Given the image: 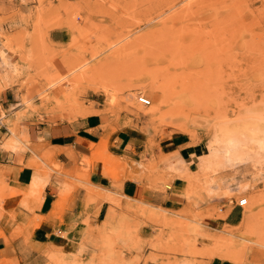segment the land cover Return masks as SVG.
Returning <instances> with one entry per match:
<instances>
[{"label": "rangeland", "instance_id": "374dc122", "mask_svg": "<svg viewBox=\"0 0 264 264\" xmlns=\"http://www.w3.org/2000/svg\"><path fill=\"white\" fill-rule=\"evenodd\" d=\"M22 3L24 10L0 17V39L15 58L7 63L9 81L20 89L63 83L80 116L103 122L98 142L74 167L38 155L37 169L60 173L66 191L88 190L85 218L48 233L35 247L39 264H264V0ZM54 28L64 30L63 42L50 41ZM25 104L27 112L15 117L0 106L5 148L18 147L19 123L39 113ZM122 131L133 135V146L116 147ZM175 136L193 163L177 165L167 145ZM99 179L113 187L135 180L163 197L182 179L184 204L162 208L103 195ZM242 197L243 207L230 203ZM104 199L106 218L91 222ZM38 225L32 219L14 231ZM67 244L75 251L66 253ZM0 264H20L11 240Z\"/></svg>", "mask_w": 264, "mask_h": 264}, {"label": "crops", "instance_id": "0c3cea01", "mask_svg": "<svg viewBox=\"0 0 264 264\" xmlns=\"http://www.w3.org/2000/svg\"><path fill=\"white\" fill-rule=\"evenodd\" d=\"M24 1L29 0H0V17L8 16L19 8L24 10L27 5L22 3ZM2 28L7 29V24H2ZM64 38L63 29L54 28L49 33L52 42L61 43ZM14 59L13 54L4 49L3 40L0 39V106L7 111L13 109V117L27 112L25 103H31L33 110L39 113L19 123L20 139L15 149L4 147L6 139L3 135L9 132L0 121V226L3 231L0 235V249L6 247V239L11 240L20 264H39L40 252L35 247L47 241L48 233L56 227L62 231L69 227L67 223H79L85 218L84 206L88 190L79 187L75 188L74 193L69 191L71 189L66 191L62 187L60 173L50 169H37L38 155H43L45 159L47 157V160L50 157V161L60 166L74 167L77 161H82L89 155L91 145L98 142L101 133L99 126L103 122L100 115L80 116L76 108L65 101L67 90L63 83L48 89H43L37 83L20 89L17 81L10 82L7 63ZM27 139L29 145L25 143ZM167 145L172 146L173 149L169 152L174 153L173 159L177 161V165L183 167L194 162L189 159L190 150L180 136H175ZM131 146L132 134L122 131L116 136L117 148L126 149ZM92 153L93 151L91 156ZM34 181L37 182L36 185ZM103 182L105 180L99 179L96 184L103 195L106 191L114 192L124 200L142 201L162 208H176L184 204L182 179L172 181V187L165 191V197L161 192L148 191L142 183L135 180H125L119 187L105 185ZM58 200L65 207L62 212ZM57 207L59 209L55 212ZM108 207V201L102 200L97 212L89 218L91 222L103 221ZM32 219L39 225L30 233L26 234L25 230L15 233V226ZM61 221L64 224L58 226ZM27 236L33 238L35 245L25 244ZM61 247L66 253H72L76 248L72 244ZM208 264H222V261L213 258Z\"/></svg>", "mask_w": 264, "mask_h": 264}, {"label": "bare ground", "instance_id": "6f19581e", "mask_svg": "<svg viewBox=\"0 0 264 264\" xmlns=\"http://www.w3.org/2000/svg\"><path fill=\"white\" fill-rule=\"evenodd\" d=\"M148 2H149V1H148ZM154 3H155V2H154ZM138 4H139V3H138ZM153 5H154V4H153ZM161 9H162V8H161ZM139 11H140V10H139ZM157 11H158V10H157ZM160 14H161V13H158L157 16L160 15ZM151 19H152V18H151ZM107 56H110V55H107ZM107 56H105V57H107ZM100 65H101V64H100ZM93 68H94V67H93ZM89 69H90V68H89ZM89 69H88V70H89ZM88 70L85 69V71L82 72V74H80L78 77H74V78H75V79H77V78L81 79L82 77H84V76L86 75V73H87ZM87 75H88V74H87ZM160 87H161V85H160ZM160 87L157 86V87H155V88L160 89ZM163 92H164V91H163ZM161 93H162V92H161ZM62 96H63V95H62ZM71 98H72V97H70V94H66V96H65L64 99H65V101H70ZM46 99H47V98H46ZM75 103H76V102H75ZM103 141H104V140H103ZM101 143L103 144L102 139H101L100 144H101ZM100 144H99V145H100ZM97 145H98V144H97ZM99 147H101V146H99ZM95 150H97V149H95ZM97 151H98V150H97ZM97 151H96V152H97ZM96 152H93L92 155H93V156L96 155V154H97ZM242 198H245V197H242ZM242 198H240V199H242ZM240 199H239V200H240ZM239 200H238V201H239ZM245 200H246V203H247V198H245ZM237 206H238V205H237ZM239 207H241V206H239ZM244 223H245V222H244ZM261 243H262V242H261ZM218 244H219V243H218ZM217 247L219 248V245H218ZM226 253H227V252H226ZM214 254H216L217 256L220 255V253H214ZM224 254H225V253H224ZM225 255H226V254H225ZM221 256H224V255L222 254Z\"/></svg>", "mask_w": 264, "mask_h": 264}, {"label": "built area", "instance_id": "2783aa9c", "mask_svg": "<svg viewBox=\"0 0 264 264\" xmlns=\"http://www.w3.org/2000/svg\"><path fill=\"white\" fill-rule=\"evenodd\" d=\"M138 101L144 105L150 104V100L146 98L144 95H138L137 97ZM230 203L233 204V206H241L243 207L246 204L245 198L240 199L239 201H234L233 199L230 200Z\"/></svg>", "mask_w": 264, "mask_h": 264}]
</instances>
